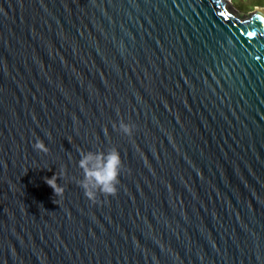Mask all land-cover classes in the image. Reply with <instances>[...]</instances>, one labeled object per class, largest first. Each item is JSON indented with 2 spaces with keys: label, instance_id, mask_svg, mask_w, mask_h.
<instances>
[{
  "label": "water",
  "instance_id": "water-1",
  "mask_svg": "<svg viewBox=\"0 0 264 264\" xmlns=\"http://www.w3.org/2000/svg\"><path fill=\"white\" fill-rule=\"evenodd\" d=\"M0 264H264V5L0 0Z\"/></svg>",
  "mask_w": 264,
  "mask_h": 264
},
{
  "label": "rangeland",
  "instance_id": "rangeland-1",
  "mask_svg": "<svg viewBox=\"0 0 264 264\" xmlns=\"http://www.w3.org/2000/svg\"><path fill=\"white\" fill-rule=\"evenodd\" d=\"M232 5H234L238 10L240 11H245V12H250L253 11L257 6H262L257 5L253 7V5L249 2L251 0H229ZM253 1V0H252Z\"/></svg>",
  "mask_w": 264,
  "mask_h": 264
},
{
  "label": "trees",
  "instance_id": "trees-1",
  "mask_svg": "<svg viewBox=\"0 0 264 264\" xmlns=\"http://www.w3.org/2000/svg\"><path fill=\"white\" fill-rule=\"evenodd\" d=\"M252 5H253V7H255V6H257V5H264V0H251V1H249Z\"/></svg>",
  "mask_w": 264,
  "mask_h": 264
}]
</instances>
